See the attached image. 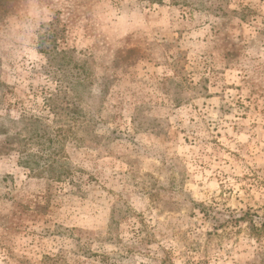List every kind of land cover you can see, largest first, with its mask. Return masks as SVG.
I'll return each instance as SVG.
<instances>
[{"label": "rangeland", "instance_id": "374dc122", "mask_svg": "<svg viewBox=\"0 0 264 264\" xmlns=\"http://www.w3.org/2000/svg\"><path fill=\"white\" fill-rule=\"evenodd\" d=\"M0 264H264V0H0Z\"/></svg>", "mask_w": 264, "mask_h": 264}, {"label": "trees", "instance_id": "16d2710c", "mask_svg": "<svg viewBox=\"0 0 264 264\" xmlns=\"http://www.w3.org/2000/svg\"><path fill=\"white\" fill-rule=\"evenodd\" d=\"M50 25H52V24H50Z\"/></svg>", "mask_w": 264, "mask_h": 264}]
</instances>
